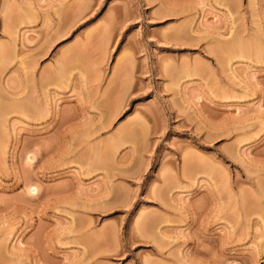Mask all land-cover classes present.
<instances>
[{
  "label": "rangeland",
  "instance_id": "374dc122",
  "mask_svg": "<svg viewBox=\"0 0 264 264\" xmlns=\"http://www.w3.org/2000/svg\"><path fill=\"white\" fill-rule=\"evenodd\" d=\"M0 115V264H264V0H0Z\"/></svg>",
  "mask_w": 264,
  "mask_h": 264
},
{
  "label": "bare ground",
  "instance_id": "6f19581e",
  "mask_svg": "<svg viewBox=\"0 0 264 264\" xmlns=\"http://www.w3.org/2000/svg\"><path fill=\"white\" fill-rule=\"evenodd\" d=\"M254 39H255V38H254ZM259 40H260V39H259ZM237 41H238V40H237ZM246 41H247V40H246ZM254 41L257 43L256 39H255ZM232 42H233V41H232ZM232 42H231V43H232ZM236 43H237V42H236ZM260 43H261V41H260ZM260 43H259V44H260ZM251 44H252V43H251ZM227 45H228V43H227ZM233 45H234V44H232V45L230 44V46H233ZM239 45H240V44H239ZM247 45H248V44H247ZM253 45H254V44H253ZM256 45H258V44H256ZM241 46H242V45H241ZM251 46H252V45H251ZM251 46H250V47H251ZM220 47H222V46L220 45ZM223 47H224V46H223ZM233 47H236V45L233 46ZM233 47H231V48H233ZM242 47H243V46H242ZM244 47H245V49H246V46H244ZM250 47H249V48H250ZM258 47H259V45H258ZM261 47H262V46H261ZM261 47H260V48H261ZM228 48H229V45H228ZM243 49H244V48H243ZM220 50H221V49H220ZM223 50H226V49H223ZM262 50H263V49H262ZM228 51H229V49L227 50V52H228ZM230 51H231V50H230ZM230 51H229V52H230ZM249 51H253V49L250 48ZM258 51H259V50H258ZM258 51H257V54H260V52L258 53ZM260 51H261V50H260ZM216 52H218V51H216ZM220 52H221V51H220ZM220 52H218L217 54H221V53H222V52H221V53H220ZM253 53H254V51H253ZM255 54H256V52H255ZM3 109H4V108H3ZM3 109H1V110H3ZM5 110H7V109L5 108ZM5 110H4V111H5ZM3 115H4V113H3ZM0 116H1V115H0Z\"/></svg>",
  "mask_w": 264,
  "mask_h": 264
}]
</instances>
